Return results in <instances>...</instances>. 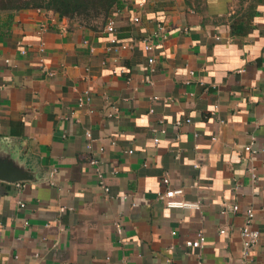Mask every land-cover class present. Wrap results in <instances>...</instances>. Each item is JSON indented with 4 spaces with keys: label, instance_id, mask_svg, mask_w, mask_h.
I'll list each match as a JSON object with an SVG mask.
<instances>
[{
    "label": "crops",
    "instance_id": "obj_1",
    "mask_svg": "<svg viewBox=\"0 0 264 264\" xmlns=\"http://www.w3.org/2000/svg\"><path fill=\"white\" fill-rule=\"evenodd\" d=\"M109 16L113 33L0 11V165L22 175L0 178V264H237L247 208L264 264V2L123 0ZM100 146L109 194L88 162ZM176 187L200 208L157 198Z\"/></svg>",
    "mask_w": 264,
    "mask_h": 264
},
{
    "label": "built area",
    "instance_id": "obj_2",
    "mask_svg": "<svg viewBox=\"0 0 264 264\" xmlns=\"http://www.w3.org/2000/svg\"><path fill=\"white\" fill-rule=\"evenodd\" d=\"M134 20H138L137 17L134 18ZM105 30L109 33H113L115 31V21L113 17L108 16L105 22ZM110 41L113 43L116 41L115 38H111ZM143 46L144 50L147 52H150L153 49V44L148 40L147 38L143 39ZM123 47H127L126 45H123ZM148 62H153V57L148 58ZM50 75H52V72H49ZM84 98H79V104L81 105L84 100L88 101L90 100L89 92L85 91L84 92ZM153 99H157L156 96L152 97ZM152 110V109H151ZM188 122L189 119H186ZM181 121L178 120L176 121V124H180ZM162 132L164 131L163 129L161 130ZM85 136L87 139L86 142V148L90 150L92 148V142L94 141V138L92 137V134L90 131L85 132ZM214 139V138H213ZM153 141L155 143L158 142V138L154 137ZM114 143V141H112ZM104 151L103 146H100L98 151L95 152L92 156H90L88 162L89 165L94 169L95 175L98 181V184L100 185L101 189L105 194H109L110 192V187L108 183L104 179V172L102 168V161L99 157V155ZM244 151L250 154H254L256 150L252 149V142L244 146ZM131 152V151H128ZM117 170L113 168L111 170L112 174H115ZM255 175L252 174V177ZM162 182L164 184H167L169 182V177L167 175H164L162 177ZM183 195V188L182 187H176V188H167L164 191H159L157 193V198L165 204L166 207L168 208H200V201H188L181 196ZM20 207L24 206V203H19ZM233 210L238 209V205L234 204L232 206ZM253 218H254V212L251 208H247L245 210V216H244V221L242 225L239 227V234H240V239H241V251H240V257L238 259L237 264H249V261L251 259V253L252 249L255 246V244L258 241L259 238V230L254 227L253 225ZM115 227L118 232L121 231V223L120 222H115ZM220 233H224L225 229H220ZM174 233V232H172ZM205 242V235L202 230L197 231L196 235L194 238L187 239L185 241V246L189 248H201L203 247ZM197 264H202L201 261H198Z\"/></svg>",
    "mask_w": 264,
    "mask_h": 264
},
{
    "label": "trees",
    "instance_id": "obj_3",
    "mask_svg": "<svg viewBox=\"0 0 264 264\" xmlns=\"http://www.w3.org/2000/svg\"><path fill=\"white\" fill-rule=\"evenodd\" d=\"M197 3L201 0H186ZM264 2V0H255ZM123 0H0V11L15 12L23 8H43L67 16L79 23L95 27L104 22L112 10L122 6Z\"/></svg>",
    "mask_w": 264,
    "mask_h": 264
},
{
    "label": "water",
    "instance_id": "obj_4",
    "mask_svg": "<svg viewBox=\"0 0 264 264\" xmlns=\"http://www.w3.org/2000/svg\"><path fill=\"white\" fill-rule=\"evenodd\" d=\"M22 177L21 174L18 173H11L8 171L6 165H0V178L9 180V181H14L17 179H20Z\"/></svg>",
    "mask_w": 264,
    "mask_h": 264
}]
</instances>
